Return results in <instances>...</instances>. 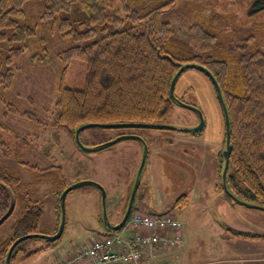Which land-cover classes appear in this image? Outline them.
<instances>
[{"label":"rangeland","instance_id":"1","mask_svg":"<svg viewBox=\"0 0 264 264\" xmlns=\"http://www.w3.org/2000/svg\"><path fill=\"white\" fill-rule=\"evenodd\" d=\"M169 1L136 0L133 5L141 9ZM263 4L264 0H175L166 13L175 14L170 15L169 24L175 37L181 40H187L188 26L195 24H203L209 29L216 27L217 33L231 39H248L249 36L257 39L264 35V8L259 12L253 10ZM181 9L185 14L182 21L177 13ZM43 10L42 0H32L25 5V15L18 21L36 28L37 37L27 40V51L12 63L15 75L11 87L0 86V169L12 171L26 186L18 190L16 212L0 228V241L10 235L24 209L34 202L43 207L44 212L39 233L54 235L60 215V189L83 181L104 187L109 219L118 224L142 158L141 145L133 140L121 141L103 151L85 153L77 147L71 131L56 125L60 84L69 89L84 90L87 63L76 59L65 66L59 59L61 52L76 43L71 37L61 36L59 31L53 32L50 24L41 19ZM63 17L74 24L75 30L85 31L90 27L87 25L89 15L77 4L71 12L62 13L57 19ZM78 21L85 24L79 26ZM33 56L37 60H33ZM231 78H236L235 72ZM176 93L179 99L205 115L206 126L197 135V140L185 133L166 130L100 128L84 131L81 138L86 146L94 147L122 134L142 135L151 155L133 213L168 214L180 220L184 225L182 232L184 229L188 232L185 238L190 252L187 264H207L227 259L233 252L221 239L225 225L238 233L264 236V212L236 204L219 187V157L225 141V122L210 81L201 72L188 70L176 86ZM28 114L35 120L29 119ZM197 118L192 111L173 105L171 114L162 124L192 127L198 124ZM176 136L188 139L174 141ZM155 142H163L165 148L171 145V150L166 149L170 153L155 156ZM57 167H62L66 181L59 178ZM180 200L185 201L183 208L176 206ZM100 201L101 192L93 186L70 192L66 199V226L62 238L51 247H47L50 244L43 239L25 241L22 247L37 253L18 264H50L53 254L58 251V254L61 250L72 254L93 237L102 236L106 231L100 220ZM119 233L128 236L123 230ZM261 245L264 246V240ZM253 246L257 255L260 244ZM246 253L251 255L252 252L248 249L244 250ZM68 258L65 255L57 263Z\"/></svg>","mask_w":264,"mask_h":264},{"label":"trees","instance_id":"2","mask_svg":"<svg viewBox=\"0 0 264 264\" xmlns=\"http://www.w3.org/2000/svg\"><path fill=\"white\" fill-rule=\"evenodd\" d=\"M31 1L0 0V86L4 89L10 88L14 79L12 63L27 51V40L37 37L36 28L18 21L25 15V5ZM42 1L41 19L50 24L53 32L59 31L61 36L71 37L76 43L61 52L59 59L65 66L76 59L87 63L84 90L60 84L57 126L74 135V130L85 123L162 124L172 112L174 103L169 89L180 67L188 63L202 65L217 79L230 116L233 149L229 187L242 199L264 206V35L257 39L254 36L231 39L217 33L216 27L209 29L195 24L188 26L187 40L178 39L169 24L170 15L175 14L166 13L175 0L141 9L133 5L136 0ZM76 4L89 15L87 25L90 27L85 31L75 30L66 17L57 19L62 13L71 12ZM263 8L264 4L253 11ZM177 13L181 21L185 20L182 9ZM84 24L78 21L79 26ZM32 59L37 60L36 56ZM234 72L236 78L233 80L231 74ZM28 116L35 120L32 114ZM219 163L220 175L221 156ZM56 169L59 178L65 180L62 167ZM23 187L25 184L12 171L0 169V220L13 202L14 215L18 190ZM184 204L185 201L180 200L176 206L183 208ZM43 214V207L36 202L24 209L10 235L0 241L2 264L16 239L39 233ZM58 225L59 217L57 228ZM110 235L105 232L102 236ZM237 236L264 240L263 235ZM23 244L14 250L11 264L21 263L37 253L26 251Z\"/></svg>","mask_w":264,"mask_h":264},{"label":"water","instance_id":"3","mask_svg":"<svg viewBox=\"0 0 264 264\" xmlns=\"http://www.w3.org/2000/svg\"><path fill=\"white\" fill-rule=\"evenodd\" d=\"M197 70L201 73H203L211 82L213 85L215 92L217 94V98L220 104V108L223 113L224 122H225V143H224V149L221 154L222 158V168L220 172V186L222 190L225 192V194L228 195L230 199L233 200L236 204L245 206L250 209H256L264 212V206L258 205L256 203L249 202L247 200L242 199L241 197L237 196L229 187L228 183V172L230 167V156L232 153L233 146L231 144V121L230 116L228 112V108L226 105V102L224 100L222 89L215 78V76L211 73V71L199 64L194 63H188L184 64L180 67L176 75L174 76L171 84H170V99L174 103V105L182 107L184 109L190 110L193 113H195L198 117V124L196 126L192 127H180V126H169L166 124H145V123H116V124H110V123H85L80 125L74 130V140L77 145V147L85 152V153H92V152H99L103 151L111 146H114L118 144L121 141L125 140H133L137 141L142 146V158L140 162V167L137 171V175L135 177V180L133 181V187L129 195L128 203L125 209V212L122 216L121 221L118 224H113V222L110 221L108 212H107V193L104 187L98 183L92 182V181H83L79 182L70 186H67L63 192L60 194L59 197V207H60V215H59V225L58 230L54 235H45L40 233L35 234H27L24 236H21L20 238L16 239L13 244L11 245L7 256L5 258L4 264H11V258L13 255L14 250L18 245L21 243H24L25 241H28L30 239H43L47 243H55L59 241L64 232H65V226H66V199L70 192L84 187V186H93L96 189H98L101 192V223L103 228L106 232L110 234L117 233L122 230V228L127 223L131 213L133 212V208L135 205L137 193L143 178V174L145 172V169L147 167L148 158H149V146L148 143L145 141V139L140 135H128L124 134L121 135L110 142H107L105 144H101L99 146L94 147H88L82 142L81 135L84 131L88 129L93 128H100L104 130H123V129H151V130H166V131H174V132H181L185 133L187 135L191 136H197L198 134L202 133V131L205 129L206 121H205V115L204 113L198 109L197 107H194L192 105L186 104L184 101L179 99L175 93L176 84L178 80L181 78V76L188 70ZM15 208V202L12 203L8 213L0 220V226L13 214Z\"/></svg>","mask_w":264,"mask_h":264},{"label":"built area","instance_id":"4","mask_svg":"<svg viewBox=\"0 0 264 264\" xmlns=\"http://www.w3.org/2000/svg\"><path fill=\"white\" fill-rule=\"evenodd\" d=\"M181 229L182 222L170 215L136 212L122 229L128 236L117 233L93 237L73 258L56 264H168L156 259L182 243ZM167 231L173 235H167Z\"/></svg>","mask_w":264,"mask_h":264},{"label":"crops","instance_id":"5","mask_svg":"<svg viewBox=\"0 0 264 264\" xmlns=\"http://www.w3.org/2000/svg\"><path fill=\"white\" fill-rule=\"evenodd\" d=\"M189 137H191V136H189ZM192 137L194 140L198 139V136H192ZM177 139H178V141H181L184 139L186 140L188 138H186L185 136H176L174 138V141ZM188 141H190V140H188ZM162 144H163V142H160V144L158 142L153 143V152H154L155 156H160L161 154H168L167 152H169V151H167V150L172 149L171 145H168V147L165 148V145H162ZM170 144H172L171 141H170ZM140 152H142V146H141ZM214 154H215V152L212 150V158L216 162V159L214 158ZM150 155H151V151L149 152L148 161L150 159ZM148 163H147V166H148ZM131 186H132V183H131ZM100 206H101V203H100ZM124 209H126V206ZM139 212H141V211H139ZM144 214H147V213H144ZM183 228H184V225L182 224V229H181L182 243L173 249H169V250L162 252V254L160 256H158V258L156 259L157 262H166L168 264H187V261L189 260L188 256H189L190 252H189V247L187 246V243H185V238H187L188 232L185 229H184V232H182ZM136 232H137V230L134 233H136ZM166 234L169 236H172L173 232L167 231ZM221 234H222L221 239L224 242H226L227 245H230L229 249L233 252H231L229 254L230 257H228L227 259L214 260V261L207 262V264H264V250H263L264 246L261 245L263 239H255L254 240L251 238L238 237L237 234L238 235H247V236H254V234H252V233H238V231H235L232 228H228L226 225L223 227ZM89 241L84 243L81 247L74 249L72 254L67 252L66 250H61L60 254H58V252H59L58 251L57 254H53L52 261L50 262V264L57 263V261L59 259H62L65 255L69 256V258H73L74 255L79 250H81L83 247H85L87 244H89ZM255 243L260 244V246L258 247V254L257 255H255L253 252V249H254L253 245ZM248 249L251 250V252H252L251 255H249L248 253L244 254V250H248ZM239 250H241V253H239ZM237 256H242V257L238 258ZM243 256H251V257L244 258ZM188 264H190V263H188ZM202 264H205V263H202Z\"/></svg>","mask_w":264,"mask_h":264},{"label":"flooded vegetation","instance_id":"6","mask_svg":"<svg viewBox=\"0 0 264 264\" xmlns=\"http://www.w3.org/2000/svg\"><path fill=\"white\" fill-rule=\"evenodd\" d=\"M198 119V118H197ZM123 135V134H122ZM137 135V134H136ZM140 136H142V135H140ZM114 224V223H113ZM115 224H117V223H115Z\"/></svg>","mask_w":264,"mask_h":264}]
</instances>
